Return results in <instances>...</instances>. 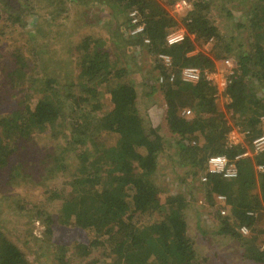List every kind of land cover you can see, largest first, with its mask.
Segmentation results:
<instances>
[{"label": "trees", "instance_id": "obj_1", "mask_svg": "<svg viewBox=\"0 0 264 264\" xmlns=\"http://www.w3.org/2000/svg\"><path fill=\"white\" fill-rule=\"evenodd\" d=\"M12 2L0 0V6L6 9ZM98 2L111 7L119 3L122 9L119 7L118 13L130 9L139 11L145 23L143 36L151 41L146 47L153 54L157 55L158 51L171 57L172 69L177 70L172 83L168 81L170 70L158 64L159 61L156 64V68H163L166 79L162 85L166 121L171 132L178 136L180 149L199 156L194 161L196 165L201 164L199 159L203 165L205 160L224 151L222 141L230 131L227 114L234 124L247 129L250 141L264 133L260 121L264 115V97H258L256 91L257 87H264V0H257L249 9L251 19L246 28L251 39L250 49L232 55L236 60L234 73L238 76L233 74L225 92L229 98L226 114L217 107L214 84L205 79L195 84L183 82L178 74L186 67L211 71L215 68L214 60L201 52L195 53L197 39L208 41L219 34L218 27L211 21L206 0H190L191 10L184 18L188 34L174 46L166 45V37L177 22L156 0ZM3 20L0 12V32L5 26ZM50 35V30L46 31L45 45L41 43L38 49L35 46L29 51L19 46L12 48L7 53L8 60L0 66V99L8 103L7 111L0 112V193L8 186L22 184L44 188L49 193L47 203L55 204L59 226L43 208L36 213V219L44 223V237L57 249V264L75 263L70 259L66 244H60L63 236L60 227L69 230L67 239L75 240L73 249H78L80 258H87L94 249H99L105 259L112 258L115 264H209L195 259L194 244L182 214L186 206L184 197L165 198L158 184V158L166 150V140L159 129L138 112V92L129 83H121L105 92L109 105L100 114L99 122L93 124L100 133L116 135L115 145H98L91 157L77 156L82 166L75 170L79 175L65 183L73 191L70 195L64 196L63 189L51 190L49 182L68 170L64 162L67 154L74 150V144L86 145L84 139H75L79 130H68L74 141L65 132L57 133V123L65 118L60 93H68L69 101L73 100L82 112H102L104 93L99 87L112 78H122L127 70L118 66L114 52L107 49L103 41L86 37L74 47L76 54H80L77 58L80 72L63 84L58 76L49 72ZM137 39L143 46V38ZM227 53L231 55L230 50ZM53 64L59 66L54 61ZM34 71L39 74L30 77ZM76 87L82 93L78 101L72 99L75 95L69 94ZM186 107L194 110L193 118L182 115ZM61 136L65 149L58 155L39 147L38 139ZM88 140L95 144L91 137ZM243 152V145H238L230 147L225 155L232 159ZM254 161L264 164V152ZM251 165L246 160L239 162V177L233 181L211 177L207 190L210 196L226 195L232 208L233 217L224 221L226 227L221 234L236 237L244 247L250 248V260L264 264V228L257 227L260 211L264 210V174L256 179L260 193L253 194L256 182ZM241 227L250 231L249 238L243 237ZM0 264H31L1 229Z\"/></svg>", "mask_w": 264, "mask_h": 264}, {"label": "rangeland", "instance_id": "obj_2", "mask_svg": "<svg viewBox=\"0 0 264 264\" xmlns=\"http://www.w3.org/2000/svg\"><path fill=\"white\" fill-rule=\"evenodd\" d=\"M98 1L13 0L9 8L5 9L0 6V12L4 19L2 25H5L2 26V32H0V66L4 60H8L7 53L16 46L24 48V51H29V49H35L34 46L38 49L41 43L45 45L46 31L50 30L51 53L49 55H52V58L49 62V72L58 76L63 84L70 81V77L76 78L80 72L81 68L77 62L80 54H76L74 47L86 37L103 41L106 48L114 52L118 66L127 70L122 78H112L106 85L99 87L100 91L105 94L102 96V102L104 101L101 104V106L104 105V108L101 109L102 112H82L81 108L76 107L73 100L69 101L68 93H60L61 108L65 118L57 123V133L64 134L65 132L74 141L72 133L68 130L69 128L79 130L78 137L75 136V139H84L86 145L74 144V150L67 154L64 162L68 170L52 179L49 182V187L52 191L63 189L64 196L70 195L73 191L65 183L79 175L75 170L82 166L78 162L77 156L81 154L84 158L91 157L98 145H104V147L115 145L116 135L110 136L105 132L100 133L95 129L96 125L93 124L99 122L100 114H103L109 105L105 92L121 83H129L135 86L138 92V112L144 118L146 117L153 127L158 128L160 135L166 140V150L158 158V184L165 198L178 195L184 197L186 206L182 214L187 223L188 236L194 244L197 262L255 264L249 259L251 252L249 247H244V243L233 235L221 234L223 228L226 227L224 221L233 217L232 208L226 195V201L220 203L216 198L218 194L210 196L209 190H207L209 184L204 185L199 182L197 173H204L206 160L201 165L202 159H199L201 164L196 165L195 162L199 156L195 152L182 151L178 136L168 128L165 89L162 86L165 84L159 82L160 76H164L163 68H156L157 62H160L159 56L163 54L156 51L159 54L156 59L158 54H153L145 45L138 44L139 41L136 37L130 36L129 13L131 9L125 13H118L119 7L121 8L119 3V5L116 4L111 7L108 3H99ZM256 1L206 0L211 21L218 27L219 34L216 38L208 41L203 40V38L197 39L195 41V53L201 52L214 60L215 68L213 71L220 72L225 79H229L231 72L236 77L238 76L237 72L234 73L236 65L231 68L226 61L233 59L234 62L236 60L235 57H232L233 54L240 50L250 49L251 39L246 26L251 19L249 9ZM9 2L10 0H8ZM156 2L177 22V25L170 29L168 35L181 33L183 36H187V21H184V18L187 12L191 10L190 0H156ZM183 2L186 4L184 7ZM11 8L12 10H9ZM137 12L139 13V11ZM139 15L142 19V15L140 13ZM192 38L195 37L192 36ZM166 45L169 46L167 42ZM228 50L231 51V55H228ZM43 53L46 54V50ZM224 57L227 59L224 60ZM45 61H47L46 57ZM53 61L59 66L54 65ZM159 62L158 64H162ZM201 70L205 72L212 69ZM176 72L174 67L167 74H175ZM37 74H39L38 71L31 72L30 77ZM178 74L180 77L181 71ZM0 78H2L1 74ZM222 87L223 91L217 90L216 103L219 111L226 114L229 98L225 95L226 84ZM256 91L258 97H264V87H257ZM69 94L75 95L72 99H77V101L82 95L77 87L73 88L72 93ZM6 109H8L7 101L0 99V112L7 111ZM182 115L193 118L195 113L191 107H186L183 109ZM226 118L230 125V131L222 141L224 151L219 155H225L230 148L227 143L228 136L234 131L242 140L241 144L244 151L249 150L252 141L246 135L247 129H244L241 124H234L230 115L227 114ZM88 137H91L94 145L88 140ZM38 144L40 148L50 151V153L55 152L56 155L65 149V140L62 136L58 139H38ZM254 159L255 156L242 159L239 162L246 160L252 163L256 182L253 194H259L256 181L259 174L256 172ZM4 189L0 193V229L25 254L31 264H57V249L54 244H50L45 239L44 223L36 219V213L42 212L44 209V212L53 216L56 225L59 226L57 210L54 208L55 204L47 203L49 193H46L44 188H35L32 185L27 186V184L12 185ZM249 196L247 199L250 201ZM58 204L59 202L56 203V205ZM221 211H225V214L222 215ZM156 216L158 217V215ZM257 227L264 228V210L260 211ZM60 228L63 233L59 240L60 244L65 243V246L69 248L70 259L75 260L74 264H115L112 258L105 259L99 249H94L87 258H80L78 249H73L76 244V242L73 243L75 240L69 241L67 239L69 230ZM249 233L250 231L243 237L249 238ZM80 242L84 244L83 240Z\"/></svg>", "mask_w": 264, "mask_h": 264}, {"label": "built area", "instance_id": "obj_3", "mask_svg": "<svg viewBox=\"0 0 264 264\" xmlns=\"http://www.w3.org/2000/svg\"><path fill=\"white\" fill-rule=\"evenodd\" d=\"M185 2H183V7L185 6ZM129 34L132 37L136 38H143V44L145 46H149L151 44V41L148 38H144V32H145V23L143 19H141V16L139 13L135 11H131L129 13ZM185 36H183L181 33H172L170 35H167L166 42L169 46H174L176 44L181 43L184 40ZM159 59L162 63V65L172 70V59L168 55H160ZM232 59V58H230ZM233 59L227 60L226 63L231 66V68L234 65ZM233 76L231 72V76L229 79H225L223 75H221L220 72L215 71H205L203 72L198 67H186L181 70L180 79L183 82L187 83H198L202 79H205L209 81L211 84H214L219 91H223L222 85L226 84V88L224 90L226 91L228 85L231 83V77ZM176 78L175 74H170V77L168 79L169 83L174 82ZM224 80V81H223ZM166 81L164 76H160L159 82L164 84ZM224 91V92H225ZM260 121L264 123V115L260 117ZM248 132H246L247 135ZM230 147H235L238 145H242V140L240 137H238L237 133L234 131L229 134L228 141ZM264 152V134L255 137L251 142V148L249 150L244 151L241 154L236 155L232 159L229 158L226 155H217L212 156L207 159L205 164V170L204 173H200L199 175V182L201 184H207L209 182V179L211 177H220L222 180L226 181H233L236 180L239 177V169H238V162L245 158H253L254 156H258L259 154H262ZM256 172L260 174H264V164H255ZM217 200L220 203H224L226 201L225 195H218ZM221 214L224 215L225 211H221ZM240 232L243 235L248 234V229L246 227H241Z\"/></svg>", "mask_w": 264, "mask_h": 264}]
</instances>
